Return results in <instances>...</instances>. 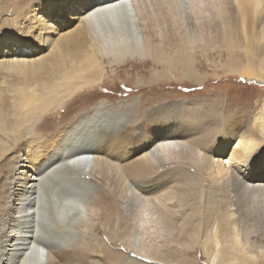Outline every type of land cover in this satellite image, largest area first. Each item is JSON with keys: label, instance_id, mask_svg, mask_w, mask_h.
<instances>
[{"label": "bare ground", "instance_id": "1", "mask_svg": "<svg viewBox=\"0 0 264 264\" xmlns=\"http://www.w3.org/2000/svg\"><path fill=\"white\" fill-rule=\"evenodd\" d=\"M222 1L231 4L243 33L250 26L260 33L244 45L245 63L235 74L262 84L264 68L257 55L264 52V0ZM193 3L214 10L212 0H56L40 10L44 37L42 47L32 52L37 56H29L25 40L16 39L12 47L14 39L4 34L0 65L57 70L70 63L56 62L57 57L76 46H83L94 64L105 58L111 64L127 58L145 60L148 37H155L145 33L149 30L166 33L168 40L163 61L153 60L154 64L181 68L177 80L192 77L184 52L187 27L195 15ZM51 10L58 20L53 30H49ZM197 11L203 14L202 9ZM54 52L61 54L49 59ZM168 112L145 111L116 154L102 147L100 135L116 121L97 116L72 127L54 148L36 156L19 154L3 164L0 264H170L156 252L164 248L173 260L198 246L211 264H221L225 253L219 231L224 228L242 256L240 264H264V249L247 246L243 236L250 228L264 233V137L259 136V131L264 135V111L258 123L223 121L212 130L208 121L204 130L185 128L180 125L186 120L181 114L160 115ZM207 116L210 113L205 112V121ZM98 189L110 193L111 214L101 203L90 205ZM197 211L203 219L192 221ZM102 231L109 233L112 246ZM200 235L206 243L198 242ZM81 237L96 240L94 249H81L77 243Z\"/></svg>", "mask_w": 264, "mask_h": 264}, {"label": "rangeland", "instance_id": "2", "mask_svg": "<svg viewBox=\"0 0 264 264\" xmlns=\"http://www.w3.org/2000/svg\"><path fill=\"white\" fill-rule=\"evenodd\" d=\"M54 1L56 0H0V36L10 34L14 39L12 47L17 45L16 39L25 40L30 45L29 56L35 55L32 52H38L44 37L40 10L42 6ZM212 2L214 10L197 3L192 5L195 15L191 16L187 27V47L185 46L184 52V60L191 67L192 77L177 80L176 77L182 73L181 68L172 69L173 64L165 65V68L163 64H154L153 60L163 61V48L168 45V40L166 33L159 35L149 30L145 33L155 37H148L151 44L145 49L148 52L145 60L127 58L119 64H111L110 59L105 58L100 65L94 64L89 60L86 49L76 46L71 47L67 54L62 52V56H58L61 52L52 53L49 59L58 56L56 62L70 61L69 64L59 65L57 70L50 71L51 67L45 66L47 70L36 72L34 68L16 66L9 69L1 64L0 168L19 154L36 156L49 147L54 148L60 136L61 139L65 137L72 127L88 124L97 116L103 120L116 121V124H109L104 128L101 132L103 134L98 133L104 138L102 147L111 154H116L128 138L133 125L150 109H168L169 114H160L164 118L181 114L186 120L180 125L185 128L194 125L204 130L209 122L212 130L220 122L227 121L233 125L241 119L240 122L246 120L247 124L258 123L259 116L264 111V83L238 76L235 71L241 66L240 63H245L244 45L260 33L254 26L248 27L247 32L243 33L239 27V17L230 10L231 4L222 0ZM198 8L202 9L203 14L197 11ZM53 12L55 11L51 10L48 15L49 21L53 22L49 30L57 28L58 20H54ZM4 46L0 41V53H3ZM175 55L177 52L172 57ZM257 57L264 68V52ZM75 67H79L78 73ZM205 112L210 113L206 121L203 118ZM195 116L199 119L196 120ZM259 136L264 137L260 131ZM110 202L108 190L98 189L90 205L94 207L101 203L105 205L103 207L106 212L112 213ZM110 212L107 214H111ZM203 215L197 211L192 221L202 220ZM245 233L244 243L247 246L264 249V233L256 228H250ZM100 235L112 246L108 232L105 234L102 231ZM167 237L166 242L170 243V237ZM81 238L82 241H77L81 244V249H94L96 240ZM219 240L222 254L227 255L219 258V262L240 264L242 256L237 251L231 233L225 228L220 230ZM198 242L206 243L202 235ZM199 247L192 248L188 254L179 255L173 260L164 248L163 251L159 250L160 253L155 252L165 262L170 261V264H182L181 261L211 264L209 256ZM103 259L108 261L105 256Z\"/></svg>", "mask_w": 264, "mask_h": 264}]
</instances>
